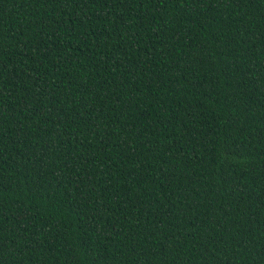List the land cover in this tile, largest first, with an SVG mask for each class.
I'll return each instance as SVG.
<instances>
[{
	"label": "trees",
	"instance_id": "16d2710c",
	"mask_svg": "<svg viewBox=\"0 0 264 264\" xmlns=\"http://www.w3.org/2000/svg\"><path fill=\"white\" fill-rule=\"evenodd\" d=\"M0 264H264V0H0Z\"/></svg>",
	"mask_w": 264,
	"mask_h": 264
}]
</instances>
